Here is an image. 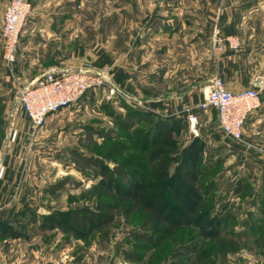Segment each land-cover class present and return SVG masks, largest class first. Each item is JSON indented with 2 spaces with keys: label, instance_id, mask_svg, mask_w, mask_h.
<instances>
[{
  "label": "rangeland",
  "instance_id": "1",
  "mask_svg": "<svg viewBox=\"0 0 264 264\" xmlns=\"http://www.w3.org/2000/svg\"><path fill=\"white\" fill-rule=\"evenodd\" d=\"M154 11L169 17V24L164 25L166 31L176 27L174 16L181 21L177 27L191 35L183 36L181 32L173 39H164L165 35L137 37L134 29L140 24L138 20L146 14H154ZM31 14L68 16L66 30H62L60 40H53L52 46L57 45L60 50L66 48L67 52L88 53L86 62L90 64L85 65L106 71L109 83L87 91L75 103L50 115L45 125L37 129L25 115L19 101L24 84L10 85L6 89L7 96H0V155L3 160H9L13 155L11 159L17 164L15 170L22 178L19 192L20 196L24 194V198L17 203L33 209L35 213L64 212L56 218L62 225L71 224V215L81 208L101 211L99 205L102 203H116L119 207L121 200L114 201L102 177L93 178L92 171L84 173L76 169L72 149L103 158L122 143L130 149L112 160H105L106 164L110 168L126 162L144 166L134 168L127 164V181L119 176L113 177L114 191L127 197L124 210L138 201L136 211H130L129 216L122 214L113 225L98 227L93 233L87 227L75 226L77 235L66 233L61 228H39L35 223L27 235L34 243V249L38 248L37 254L43 251L57 256L64 250L58 247L66 243L71 245L66 249L70 256L88 258L89 264H137L125 259L123 251L134 250V243L138 242L136 235L146 232L153 235L155 243L150 252L138 250L143 255L142 264L188 263L190 257H173L184 245L196 246L198 255L209 257V260L201 261L202 264H264V230L256 228L264 220V213H260L259 206L254 204L255 198L258 199L256 194L260 195V189L264 187V158L249 146L257 143L259 134H253L250 143L243 136L236 140L219 128L215 110L195 109L191 112V107H188L189 120H183L187 125L184 124L179 131H167L169 134L160 140L151 139L153 142L143 143L145 131L154 123L146 121L140 123L136 130L141 135L131 140L128 133L132 130L124 131L116 126L117 114L127 115L142 105L134 101L133 95L112 85L111 63L97 67L95 62L97 55L103 58L101 52L104 51L105 59H121L123 65L129 67L133 64L130 54L135 44L140 47L137 54L140 61L148 57L145 51L152 53L150 58L153 61V58L160 57L161 49L169 43V54L174 57L164 55L163 59L168 58L170 69H174L176 63L172 61H176V44L190 52L193 49L189 57L186 51L177 57L183 66L193 59L195 61L194 75L199 86L194 91L199 104L207 90L204 79L221 76L242 83L244 79L264 77V0H57L45 7L35 8L33 5L29 17ZM192 34L195 37L193 41ZM21 40L22 35L20 43ZM185 69L179 71L185 73ZM248 87L257 86L249 82L245 85ZM257 88L264 98V86ZM167 112L160 108L153 114L161 117ZM191 118L195 119L191 121ZM14 131H19L15 139ZM90 131H94L96 143L92 149L85 147L90 142ZM101 132H110L111 138H102ZM7 138L15 143L12 154L5 151ZM163 138L176 143L179 148L175 151L168 147L165 153H160L162 155L156 160L158 167L154 169L147 160L156 150L161 151ZM183 148H189L196 154L181 155L179 152ZM176 152L179 156H175ZM185 160L190 163L196 161L200 172L198 183H202L204 191L208 187L212 190L202 202L197 194L189 192L188 185L180 178L179 165ZM64 178H68L65 186L54 192L48 190L49 185ZM242 180L249 189L240 195L235 192V186ZM169 183L172 186H168ZM6 202L12 205L16 201ZM151 205L153 211L164 214L165 221L142 229ZM70 212L71 215L68 214ZM229 240L239 241L241 245L237 249L231 248L224 261L218 251L223 250L225 241ZM55 243L56 247L51 248L50 245Z\"/></svg>",
  "mask_w": 264,
  "mask_h": 264
},
{
  "label": "crops",
  "instance_id": "2",
  "mask_svg": "<svg viewBox=\"0 0 264 264\" xmlns=\"http://www.w3.org/2000/svg\"><path fill=\"white\" fill-rule=\"evenodd\" d=\"M8 1L0 0V96L6 95V89L10 85L13 86L17 83L18 85L24 84L26 86L47 71L86 67L93 69L92 66L85 65L90 64L86 62L88 53L67 52L66 48L60 50L59 48L61 47L57 45H55L56 47L52 46L54 44L53 40H60L63 34L62 30H66L68 16L42 17L34 14H31L29 21H27L23 29L17 62L12 67H8L2 57L1 37L4 10ZM29 1L36 8L37 6H48V4L57 0ZM173 18L174 21H177L176 27H173L174 29L170 31H166L167 29H164V25H167V22L169 24V17L158 15L156 12L154 14H146L138 20L140 24H136L134 33L137 37L146 36L151 38L156 36L163 37L165 35L164 39H170L171 37L173 39L175 35L182 32L181 35L186 36L188 33L189 37L191 35L190 32L182 31L179 26L177 27L179 22H181L179 21V17L173 16ZM167 27L170 28L169 26ZM191 38L192 41L195 39L193 34ZM166 44L165 49L162 48L159 53L160 57L153 58L155 59L153 61L150 58L152 55L150 51H145L149 55L144 58V61L142 58V61H140L137 55L140 53V47L138 44H135L130 54V62H133V64L129 65V67L123 65L121 59H105L104 51L101 52L103 58L97 55L95 62L98 65L97 67H100L99 65L104 67L107 63L112 64V85L119 89L122 88L133 95L135 97V100H133L135 102L139 101L140 105H142L138 108L139 110L153 113V111L158 112L161 108L162 111H169L167 112L169 115L163 114L165 116L161 117H175L188 122L186 109L191 107V112L195 111V109L199 110V99L196 98V91H194V88L199 85L196 84L197 76L195 78L194 75V59L191 62H187L186 60L187 63L184 64L187 65L183 66V62L177 56L181 55L182 51L184 53L186 51V55L189 57L190 53H193V49L190 52L188 48H184L183 46L179 48L176 44L174 47V52L177 55L176 61H172L176 63V66L173 65L174 69H170L168 65L170 61L168 58L163 59V56L174 57V55L169 54L171 47L169 43ZM172 45H175V43L172 42ZM181 69H185L186 72L179 71ZM212 80L213 78L209 77L208 79H204L203 83L206 86ZM224 80L227 86L233 88L234 91L245 89V85L249 82L254 85L255 81L254 78H250L244 79L245 81L239 83L238 81H230L226 77ZM138 98L142 100H138ZM243 130V137L247 143H250L249 141L252 140L250 137L253 134H259L257 143H252L253 145L250 144L249 146L255 149L260 157L264 158V98H262V106L249 115ZM12 141V139L7 138L8 146L6 145V153L12 154L15 145ZM10 156L12 157L13 155ZM11 157L9 160H3V157L0 155V167L4 168L3 173L0 174V264H89L88 258L70 256L66 249L71 248V245L68 246L66 243L58 247L64 250L57 256H55V253L50 255L43 251L39 255L37 254L38 248L34 249V243L29 241L30 236L27 233L35 223L41 228V213H35L33 209L20 206L17 203L19 199L24 198V194L22 193L20 196L19 192V184H21L22 178H20L19 171L15 170L17 164L12 161ZM260 190V195L264 196V187ZM8 200L9 203L11 201L16 202H12V205L6 204ZM50 247L55 248L56 243L50 245Z\"/></svg>",
  "mask_w": 264,
  "mask_h": 264
},
{
  "label": "trees",
  "instance_id": "3",
  "mask_svg": "<svg viewBox=\"0 0 264 264\" xmlns=\"http://www.w3.org/2000/svg\"><path fill=\"white\" fill-rule=\"evenodd\" d=\"M131 109V108H129ZM118 116V122L116 123V126L124 131H131L132 133H128V137L132 140L136 136H140V131H136L139 128L140 123H144L146 121H154L153 125H151L147 131H145V136L143 137V143H150L154 140H160L164 135H168L167 131H179L181 127H183L184 124H186L183 120L177 119L175 117H169V118H163L160 116H155L151 112H145L142 110H131L127 115L117 114ZM122 116V117H121ZM120 119V121H119ZM187 125V124H186ZM141 130V129H140ZM110 131H113L110 129ZM165 132V133H164ZM94 131L89 132L90 136V142L88 145H85L86 148L92 149L94 145L96 144L93 138ZM104 139L111 138V133H103L101 132L99 134ZM153 139V141H151ZM164 139V138H163ZM141 143V142H140ZM163 148H161V151H155V153H152L149 156V159L147 160V163H149L150 167H153L156 169L158 167L156 160L166 152L168 147H172L175 149V151L179 148L176 146V143L165 140L162 143ZM136 147V145H135ZM130 149V146L123 145L122 143L118 144L117 146L113 147L111 151H109L107 154L103 155L102 157H99L98 155L94 154H85L83 151L78 149H72L71 150V156L73 161L76 163V169L81 172H86L87 170L92 171L93 178L95 177H102L107 183L109 187L110 196H112L115 200V202H118L121 200L119 207L116 205V203H102L99 205V209L101 211H94L90 208H81L79 209V212L71 215V212L68 213L71 215V224L69 225H62L61 223H57V217L60 216L63 213H41V228H61L66 233L77 235V230L75 229V226L78 227H87L90 230V233H93L96 228L101 226H107V225H113L117 219L121 218L122 214L125 216H129L130 211H136L139 207V202L134 201L133 205L129 207L128 209L124 210V204L127 201L126 196H121L117 194L113 189V177L119 176L121 178H124L129 180L127 178L128 176V169L127 164L134 166V168H137L138 166L133 165L132 163H123L125 165L115 164L112 168L106 164L105 160H112L115 156L119 155L121 152L127 151ZM196 154V152L190 150L189 148H183L181 152H179L181 155H187L191 153ZM162 153V154H160ZM179 153L176 152L175 156H179ZM179 158V157H178ZM168 160V159H167ZM192 166V167H191ZM197 164L196 161L194 162H188L187 160L181 161L179 168H180V178L183 180L187 185L189 192L191 194H197L198 200L202 202L205 197H209L211 193V189L208 187L205 191L203 189L202 183H198L200 172L197 170ZM144 166H140L138 168H141ZM191 167V170L189 169ZM68 178L60 179L54 184L49 185L48 190L50 192H54L57 189L62 188L67 183ZM164 180V179H163ZM168 182L165 181V183ZM168 186H172L171 183L168 184ZM161 187H159L160 189ZM214 188V187H213ZM171 189V188H170ZM187 189V190H188ZM249 189V185H247L243 180L237 182V185L235 186V192L238 194H242ZM255 202L256 206H259L260 213H264V196L256 194ZM180 197H177L179 199ZM260 202V203H259ZM259 203V204H258ZM98 209V210H99ZM165 217L162 212L153 211L152 205L150 206V212H148L145 222L142 225L143 228H148L151 225H154L156 222H164ZM74 224V226H73ZM257 229L260 227L262 230H264V220L261 221V223H258L256 225ZM264 236V231H263ZM136 239L138 242H135V249L132 251L124 250L123 255L125 259L137 263L142 264L143 263V255L138 252V250H145L146 252H150L153 248V245L155 243V239L153 235L146 233V232H140L136 235ZM145 244V245H144ZM241 243L239 241L229 240L225 241V248L223 250L218 251L220 257L226 261L227 254L232 249H237ZM145 246V247H144ZM230 246V247H229ZM232 248V249H231ZM208 256V255H207ZM174 258L179 257H190V261L185 264H202L201 261L203 260H209V257H202V255H198V248L196 246L191 245H184L182 249L177 250L174 255Z\"/></svg>",
  "mask_w": 264,
  "mask_h": 264
},
{
  "label": "built area",
  "instance_id": "4",
  "mask_svg": "<svg viewBox=\"0 0 264 264\" xmlns=\"http://www.w3.org/2000/svg\"><path fill=\"white\" fill-rule=\"evenodd\" d=\"M29 0H9L4 10L1 32L2 57L8 67L15 65L22 29L32 11ZM108 73L92 68L47 71L20 91L19 101L34 128L45 125L47 118L78 101L87 91L107 86ZM262 105L261 91L248 87L234 91L219 76L207 85L198 107L215 110L219 128L228 136L241 140L249 115ZM195 118H191V121ZM17 136L14 131L13 138ZM3 168L0 169V174Z\"/></svg>",
  "mask_w": 264,
  "mask_h": 264
},
{
  "label": "water",
  "instance_id": "5",
  "mask_svg": "<svg viewBox=\"0 0 264 264\" xmlns=\"http://www.w3.org/2000/svg\"><path fill=\"white\" fill-rule=\"evenodd\" d=\"M254 85L257 87H262L264 86V77H257L254 81Z\"/></svg>",
  "mask_w": 264,
  "mask_h": 264
}]
</instances>
